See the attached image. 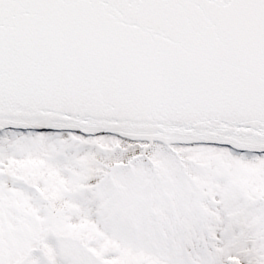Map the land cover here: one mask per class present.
Instances as JSON below:
<instances>
[{"label": "snow or ice", "instance_id": "snow-or-ice-1", "mask_svg": "<svg viewBox=\"0 0 264 264\" xmlns=\"http://www.w3.org/2000/svg\"><path fill=\"white\" fill-rule=\"evenodd\" d=\"M0 264H264V0H0Z\"/></svg>", "mask_w": 264, "mask_h": 264}]
</instances>
